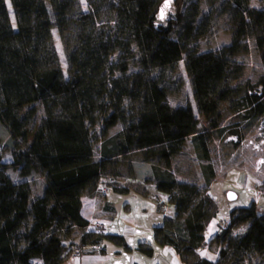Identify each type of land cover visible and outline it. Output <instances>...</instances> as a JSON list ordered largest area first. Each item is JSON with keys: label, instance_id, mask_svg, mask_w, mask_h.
<instances>
[{"label": "trees", "instance_id": "1", "mask_svg": "<svg viewBox=\"0 0 264 264\" xmlns=\"http://www.w3.org/2000/svg\"><path fill=\"white\" fill-rule=\"evenodd\" d=\"M9 3L15 25L6 0H0V121L7 128V145L13 149L22 147L13 154V168L19 176L40 173L45 186L42 195L31 204L34 216L26 234L29 244L20 249L13 241V233L28 218L30 186L27 181H12L0 155V264H61L69 235L88 224L80 214V197L84 191L96 188L108 158L145 148V156H158L167 163L181 152L185 139L190 137L197 156L209 160L211 131L198 129V119L190 105L172 107L166 101L167 71L176 68L182 55L198 110L210 119L212 130L224 131L231 139L232 149L239 147L258 117L264 114V76H261L247 83L244 94L234 100L231 109L238 113V121L219 127V102L235 94L233 88L219 86L227 78H238L242 67L231 63L235 41L215 51L199 52L197 40L205 35L210 24L209 14L197 20L199 0L188 2L181 13L164 1L151 16L149 0H118L117 5H110L115 17L107 33L95 24L94 16L99 14L95 3L97 12H90L92 25L81 32L69 56L74 72L67 78L51 43V20L44 0H9ZM227 3L247 12L248 0H227ZM63 7L64 3L59 14ZM172 24L176 26L175 38L160 37L169 32ZM134 42L147 49V61L158 67L157 74L149 80L153 113L135 121L121 94L117 96L106 84L107 75L127 70ZM114 52H118L116 61L111 60ZM47 98L60 106L59 115L54 118L49 115L46 121L51 140L26 143L23 128L34 108L25 113L21 109ZM118 122L127 124V129L109 135L108 130ZM98 123L97 135L93 128ZM259 128L264 144V119ZM99 139L97 159L93 145ZM2 143L0 134V148ZM202 167L204 182L209 185L215 175L213 167L210 162ZM150 169L154 189L173 206L172 216L154 229L156 241L185 253L200 249L205 241V202L201 189L178 180L168 169L157 165H151ZM242 223L248 224L246 232L234 235L233 228ZM214 238L226 243L218 250V258L215 261L200 258L192 264H223L224 259L241 254L251 243L263 252L264 213L256 209L254 201L234 208L226 226ZM100 240L101 236L94 232H82L76 247L99 244ZM139 249L151 252L150 247L142 244Z\"/></svg>", "mask_w": 264, "mask_h": 264}, {"label": "rangeland", "instance_id": "2", "mask_svg": "<svg viewBox=\"0 0 264 264\" xmlns=\"http://www.w3.org/2000/svg\"><path fill=\"white\" fill-rule=\"evenodd\" d=\"M149 1L152 4V9L149 10V16H151L164 1H168L181 13L185 5L192 0ZM44 2L51 20V43L56 50L63 74L67 78L74 72L70 66L69 56L77 45L81 32L92 25L90 12H99L97 16H94L95 24L96 26L101 25L107 33L112 29L115 17V12L110 5H117L118 0H44ZM6 3L12 24L15 25V15L9 0H6ZM62 3L64 7L62 13L59 14L58 10ZM95 3L99 7L97 11L94 7ZM199 7L198 21L204 15H210L207 32L197 40L199 52L215 51L235 41L236 48L231 56V63L242 67V73L238 78H227L219 86L220 89L230 87L235 90V94L219 102L217 119L219 127H222L238 121V113L234 112L231 107L234 100L244 94L246 84L253 83L264 76V0H248L247 12H241L235 5L228 4L227 0H199ZM175 30L176 26L172 24L168 33L159 36L173 40ZM131 47L133 56L128 62L127 70L124 72L116 70L113 74L107 75L106 84L116 95L121 94L124 106L131 112L133 121H135L138 117L153 113L152 102L149 98V80L157 74L158 67L147 61V49L142 45L134 42ZM117 55L118 52H114L111 60L116 61ZM165 83L169 88L166 96L167 103L172 107L190 105L198 119V129L211 131L212 138L208 143L209 160L197 156L191 138L188 137L182 145L181 152L170 162L163 163L158 156L148 157L149 162L171 168L178 180L196 184L201 189V197L205 202L203 229L205 241L200 249L206 250V256H209L210 260L217 259L218 250L226 243L214 237L226 226L229 212L232 209L248 206L254 201L256 209L264 213V144L259 137L260 122L264 119V114L258 117L239 147L232 149L231 139L224 131L218 133L217 130H212L209 124L210 119L198 110L193 96L191 77L184 68V55L179 59L174 70L167 71ZM29 108H34V112L23 128L27 134L26 143L37 141L49 143L51 139L46 121L49 115L53 118L59 115L60 106L55 105L52 98L41 99L24 105L21 113H25ZM127 127V124L118 122L108 130V134H113L122 128L127 129ZM93 130L98 135L100 124H96ZM0 134L3 140L0 155L5 162L6 173L12 181H21L23 177L19 176L18 170L13 168L12 157L14 153L22 150V147L13 149L7 145L5 141L7 128L1 121ZM96 146L95 143L93 147L96 148ZM142 158L136 157L134 160ZM206 162L211 163L215 174L209 185L204 182L202 167ZM149 173L150 176L145 180L150 183L148 189H150L151 197L164 206L165 202H168L166 196L154 189L151 169ZM30 175L33 178V192H38L42 182L36 172H31L28 176ZM229 190L236 193L234 200L226 199V192ZM130 200V202H149L137 195L130 197ZM169 206L165 207L166 216H171L173 212ZM27 210L29 214L24 225L13 233V241L19 248L25 243L29 244L26 234L34 216V209L30 202H28ZM247 228L248 224H239L233 228L232 233L241 235L246 232ZM223 264H264V251H259L251 243L241 254L224 259Z\"/></svg>", "mask_w": 264, "mask_h": 264}, {"label": "crops", "instance_id": "3", "mask_svg": "<svg viewBox=\"0 0 264 264\" xmlns=\"http://www.w3.org/2000/svg\"><path fill=\"white\" fill-rule=\"evenodd\" d=\"M100 143L99 139L94 148V157L97 159L100 157ZM144 151L145 148H136L123 155L106 159L96 188L92 191H84L80 197V214L88 221V224L83 229H74L69 235L61 264H192L200 258L210 260L209 256H206V250L198 249L185 253L171 245H161L156 241L154 229L163 225L172 216H166L165 207L170 205L173 211V206L168 202H165L164 206L156 202L148 189L150 183L145 179L150 176L151 165L168 169L174 173L175 177L176 174L169 167L149 162ZM136 157L143 158L134 160ZM163 163L166 162L163 161ZM36 173L42 182L38 192H33L31 175L22 176L21 180L29 183L28 202L30 204L42 195L45 186L43 176ZM18 182L20 181H16ZM101 187H106V192H101ZM133 195L147 199L149 202H130V197ZM96 218L108 222L107 233L97 234L101 236L99 242L101 249L98 251L92 244H85L81 246L79 255L73 256L80 234L92 232L89 223ZM242 224L247 225V223ZM140 244L150 247L151 252L147 254L141 251Z\"/></svg>", "mask_w": 264, "mask_h": 264}, {"label": "built area", "instance_id": "4", "mask_svg": "<svg viewBox=\"0 0 264 264\" xmlns=\"http://www.w3.org/2000/svg\"><path fill=\"white\" fill-rule=\"evenodd\" d=\"M107 188L106 187H101L100 191L101 192H106ZM90 228L92 230V232H94L95 234H106L107 233V226H108V222L104 219H100V218H96L91 220V222L89 223ZM96 250H100L101 246L100 244H93L92 245ZM80 253V248H75L73 250V256H78Z\"/></svg>", "mask_w": 264, "mask_h": 264}, {"label": "water", "instance_id": "5", "mask_svg": "<svg viewBox=\"0 0 264 264\" xmlns=\"http://www.w3.org/2000/svg\"><path fill=\"white\" fill-rule=\"evenodd\" d=\"M236 198V193L232 190L226 192V199L227 200H234Z\"/></svg>", "mask_w": 264, "mask_h": 264}]
</instances>
